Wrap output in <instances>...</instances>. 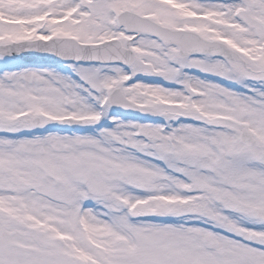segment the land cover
Returning a JSON list of instances; mask_svg holds the SVG:
<instances>
[{
    "label": "snow or ice",
    "instance_id": "obj_1",
    "mask_svg": "<svg viewBox=\"0 0 264 264\" xmlns=\"http://www.w3.org/2000/svg\"><path fill=\"white\" fill-rule=\"evenodd\" d=\"M0 264H264V0H0Z\"/></svg>",
    "mask_w": 264,
    "mask_h": 264
}]
</instances>
